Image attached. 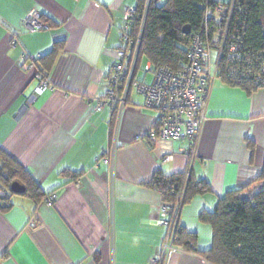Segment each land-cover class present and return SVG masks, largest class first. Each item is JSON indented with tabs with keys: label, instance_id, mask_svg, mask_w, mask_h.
<instances>
[{
	"label": "crops",
	"instance_id": "obj_1",
	"mask_svg": "<svg viewBox=\"0 0 264 264\" xmlns=\"http://www.w3.org/2000/svg\"><path fill=\"white\" fill-rule=\"evenodd\" d=\"M138 1L0 0V148L33 175L44 198L56 197L49 207L46 199L16 195L27 199L0 211V264H151L166 231L158 224L165 201L150 182L159 171L188 170L211 190L181 207L179 224L196 236L197 250L182 249L169 264H212L198 252L213 241L200 215L262 172L264 89L250 94L216 80L192 161L187 140L150 145L158 112L135 90L120 115L109 106L95 111L116 52L125 47L124 13ZM32 15L52 26L28 31ZM57 42L46 76L38 61L23 66V57L30 65ZM43 80L48 87L39 92ZM116 130L108 166L102 157Z\"/></svg>",
	"mask_w": 264,
	"mask_h": 264
},
{
	"label": "trees",
	"instance_id": "obj_2",
	"mask_svg": "<svg viewBox=\"0 0 264 264\" xmlns=\"http://www.w3.org/2000/svg\"><path fill=\"white\" fill-rule=\"evenodd\" d=\"M225 6L220 19L215 18V8ZM137 17L131 31L139 44L136 73L143 58L154 67L162 65L174 71L182 69L189 59L195 36L203 42L210 41L218 48L223 40L219 55L217 74L223 84L239 87L248 93L264 89V0H231L221 3L217 0H139ZM50 28L52 24L45 22ZM219 31L223 37H214ZM62 42L34 60L40 63V73L46 76ZM233 46L237 51L231 53ZM230 47V48H229ZM129 51V49L127 48ZM131 53V52H130ZM262 78L257 81L256 77ZM117 109L114 112L116 117ZM0 211L7 212L14 207L11 186L14 182L23 185L24 196L39 203L44 192L33 175L17 160L0 148ZM73 180L78 175L64 173ZM151 187L158 190L165 202L185 205L198 194L210 192L205 180H195L191 173L165 175L156 172ZM201 222L211 226L212 247L198 251L212 264H264V166L256 179L246 186L229 191L216 208L200 215ZM177 245L185 251L196 249V236L178 227Z\"/></svg>",
	"mask_w": 264,
	"mask_h": 264
},
{
	"label": "built area",
	"instance_id": "obj_3",
	"mask_svg": "<svg viewBox=\"0 0 264 264\" xmlns=\"http://www.w3.org/2000/svg\"><path fill=\"white\" fill-rule=\"evenodd\" d=\"M224 11L225 6H217L214 12L215 18L219 20V13ZM136 17V8L128 9L124 13V26L121 29V35L125 47L116 52L117 60L112 65L107 79L108 89L105 96L97 100L95 111H102L109 106L114 110L117 109L120 115L130 92L135 90L144 97L147 108L158 112L156 126L147 135L150 145L159 140H187L189 146L185 150V154L192 161L196 157L197 141L207 119L210 92L216 80H221L217 69L219 55L223 49V45H221L223 40L218 45L219 47L214 49L210 41L203 42L201 36L197 35L193 40L189 59L182 69L174 71L162 65L154 67L147 62L145 72L154 75L153 83L139 82L136 80V68L140 40L135 46V51H130L136 44L130 35ZM25 26L31 32L49 29L35 15L26 20ZM223 34L217 31L214 37L220 35L223 37ZM17 44L18 42L14 40L13 46ZM230 50L231 53L237 51L233 46ZM27 61L26 57L22 58L23 66L33 68L35 61L32 60L30 65ZM256 79L261 81L262 78L259 75ZM44 87H48L46 80L42 81L38 91L41 92ZM116 138L117 130L112 147L106 150L102 157V161L108 166H111L115 160ZM187 173H190V170ZM55 199L54 195H49L46 199L47 205L54 206ZM181 207L180 203L165 202L162 205L158 224L165 228V238L160 252L151 258V264H169L172 257L182 251L181 246L177 245V231L180 226L178 217Z\"/></svg>",
	"mask_w": 264,
	"mask_h": 264
},
{
	"label": "rangeland",
	"instance_id": "obj_4",
	"mask_svg": "<svg viewBox=\"0 0 264 264\" xmlns=\"http://www.w3.org/2000/svg\"><path fill=\"white\" fill-rule=\"evenodd\" d=\"M221 3H229L231 0H217ZM147 64V59L143 58L140 64V69L137 74L136 80L139 82L146 81L148 84H152L154 80V75L152 73L145 72V66ZM144 79V80H143ZM136 93V91H134ZM1 164V163H0ZM27 198L16 196L13 199V202L26 200Z\"/></svg>",
	"mask_w": 264,
	"mask_h": 264
},
{
	"label": "water",
	"instance_id": "obj_5",
	"mask_svg": "<svg viewBox=\"0 0 264 264\" xmlns=\"http://www.w3.org/2000/svg\"><path fill=\"white\" fill-rule=\"evenodd\" d=\"M11 190H12V193H14L15 195H24L27 192L26 188L17 182H14L12 184Z\"/></svg>",
	"mask_w": 264,
	"mask_h": 264
}]
</instances>
